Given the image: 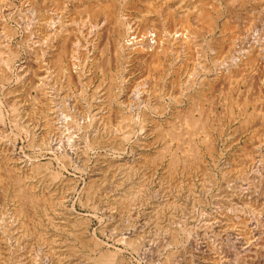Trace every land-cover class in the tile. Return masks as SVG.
<instances>
[{
	"label": "rangeland",
	"instance_id": "374dc122",
	"mask_svg": "<svg viewBox=\"0 0 264 264\" xmlns=\"http://www.w3.org/2000/svg\"><path fill=\"white\" fill-rule=\"evenodd\" d=\"M256 4L235 12L244 30L233 51V36L218 48L221 29L202 32L180 75L174 57L160 71L140 61L102 71L103 36L95 42L97 28L71 1L74 10L59 11L83 76L69 88L53 59L44 65V22L30 13L44 15V0H0V163L9 178L0 264H264V64L225 71L250 43L264 52V0ZM135 19L129 39L155 36L135 30ZM207 87L209 98L193 104Z\"/></svg>",
	"mask_w": 264,
	"mask_h": 264
},
{
	"label": "bare ground",
	"instance_id": "6f19581e",
	"mask_svg": "<svg viewBox=\"0 0 264 264\" xmlns=\"http://www.w3.org/2000/svg\"><path fill=\"white\" fill-rule=\"evenodd\" d=\"M71 1H78V3H80V6L77 7V11H80V13L86 17L87 21L85 23H92L93 26L97 28L95 32V42L103 36L104 44L101 49L102 62L100 63V69H102V71L110 73L113 68V66H111L113 61L115 62V67L121 70H126V68L135 61H140L146 62L152 69L160 71L163 70L168 63L172 62V57H174L175 62H177V64L180 63L179 69L176 70V74H180L182 67L190 61V51L194 46L195 39L202 32L207 31L212 33L218 28L221 29L223 36L217 44L218 48H223L228 37L230 38V36H233L232 41H234L229 45L230 49L233 51L237 37H240L244 30L238 23V19L235 17L237 13L235 12L246 6L247 10H250V4H256L259 0H53L51 3L49 0H44V15L43 12L38 9H34L32 12L30 10L31 8L27 10H30V13L33 14V19L38 21L37 25L40 26L41 24L39 23L42 21L44 22V42L41 41V43H44V65L48 57L53 59L54 64H56L57 68L62 73V77L65 78L64 80L69 88L73 83L80 81L83 76L81 70L75 68V50L76 42L78 41L76 34L71 27H69L70 25H68V21L64 18V14L59 11L60 9H64L65 11L67 9L74 10L75 7L70 5ZM54 3H56V6L53 9L50 5ZM19 12L20 14L23 13H21V10ZM19 12L18 15H20ZM252 12L255 15L257 14L255 10ZM154 14L158 15L156 20H152ZM42 16H44V18ZM130 16L137 18L135 20L140 23L139 26H136L135 30L140 29L146 35L155 30V36H145L141 40H137V38L129 39L130 30L133 29L129 26H134L132 22L130 23ZM19 19L22 20L23 18ZM28 19L27 22L30 21L32 23L33 20L31 21L29 19L28 21ZM24 22L26 21L24 20ZM27 22L24 23L26 26L28 25ZM178 26L181 29L180 34L175 32V28ZM29 28L30 27H28V29ZM25 31H27V29ZM31 31L33 30L31 29ZM172 32H175V34L173 35ZM17 33L18 31L13 28L9 29L8 34L11 37V35L15 36ZM29 33L31 32L29 31ZM245 39L247 40V38ZM36 40L39 41L40 39ZM28 41L30 40L28 39ZM38 41L37 44H40ZM259 48L260 45L258 43H250L249 46L245 48V51L243 53L241 52V54L232 61L233 63L225 68V71L231 74L233 69H237L239 72H246L248 69H255L258 66L261 67V65L264 64V52L259 51ZM214 65L217 67L220 65V61L215 60ZM170 66L173 68L172 64H170ZM207 88V92L206 90L204 92V89L201 88L190 97L193 104L196 105L206 100L208 93L211 91V87ZM51 89V85L44 79V94H48L47 92L51 91ZM94 116V119L98 121L99 119L101 121L108 119L105 115H102L103 117H98V115L95 114ZM97 117L99 119H97ZM0 119L2 121L5 119L2 111H0ZM67 152L70 153L69 151ZM3 169L4 167L0 163V192L3 194L5 201L6 198H8L7 185L9 184V178L6 173L4 174L2 171ZM30 194L26 193L22 195V197L26 200ZM23 214L26 213L23 207H21L18 209L17 215L21 217ZM255 233L258 235L257 231Z\"/></svg>",
	"mask_w": 264,
	"mask_h": 264
}]
</instances>
